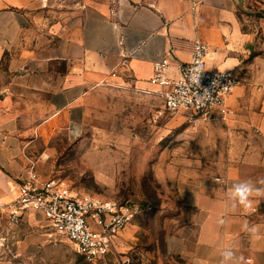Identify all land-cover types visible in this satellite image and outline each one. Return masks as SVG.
I'll use <instances>...</instances> for the list:
<instances>
[{"label": "crops", "instance_id": "0c3cea01", "mask_svg": "<svg viewBox=\"0 0 264 264\" xmlns=\"http://www.w3.org/2000/svg\"><path fill=\"white\" fill-rule=\"evenodd\" d=\"M255 18L256 30L244 27ZM257 37L264 38V0H0V206L16 199L31 158L46 155L39 145L61 134L81 137L96 91L125 93L132 114L153 115L162 99L150 80L163 55L175 75L200 41L209 68L236 71L249 65ZM254 124L264 146V101ZM230 163L219 172L194 163L177 175L157 174L192 214L167 236V254L185 264H220L221 251L231 248L232 264H264V195L250 197V208H233L229 199L234 183L264 187V157Z\"/></svg>", "mask_w": 264, "mask_h": 264}, {"label": "rangeland", "instance_id": "374dc122", "mask_svg": "<svg viewBox=\"0 0 264 264\" xmlns=\"http://www.w3.org/2000/svg\"><path fill=\"white\" fill-rule=\"evenodd\" d=\"M252 20L244 27L256 30L260 20ZM254 44L249 65L236 68L239 93L234 114L225 121L171 114L161 102L153 115L137 116L130 107L133 98L125 93L96 91L81 137L61 134L50 146L39 145L36 150L46 155L31 158L35 170L45 179L65 181L77 194L139 203L142 213L116 239L111 254L94 263L54 235L41 217L23 216L10 225L2 216L0 264H185L167 254L165 240L192 214L176 187L161 185L157 174L177 175L184 166L194 169V163L219 172L234 158L264 157L263 136L254 124L264 101V38ZM259 210L264 213V203Z\"/></svg>", "mask_w": 264, "mask_h": 264}, {"label": "built area", "instance_id": "2783aa9c", "mask_svg": "<svg viewBox=\"0 0 264 264\" xmlns=\"http://www.w3.org/2000/svg\"><path fill=\"white\" fill-rule=\"evenodd\" d=\"M208 53V46L196 41L191 60L177 63L175 75L171 74L168 55L154 63L150 83L158 87L165 112H189L209 121H225L234 114L229 99L239 87L240 77L235 70L209 68ZM198 68L203 70L200 86L191 79ZM142 211L136 202L74 193L61 179L41 177L31 161L19 178L14 202L0 206V217L7 215L8 224L16 225L23 216H39L54 235L68 240L79 255L94 263L111 254L116 239Z\"/></svg>", "mask_w": 264, "mask_h": 264}, {"label": "clouds", "instance_id": "9594fccd", "mask_svg": "<svg viewBox=\"0 0 264 264\" xmlns=\"http://www.w3.org/2000/svg\"><path fill=\"white\" fill-rule=\"evenodd\" d=\"M203 70L198 68L195 69L191 75V79L193 83L200 86V79ZM216 84V80L213 81V85ZM204 93L210 95L208 89H204ZM215 183H222V179L217 178ZM260 184L264 185V180L259 181ZM253 195L261 196L264 195V187H257L256 184L251 180H243L237 183H234L229 189V199L232 202V207L235 208L237 206H243L244 208H250L252 206V201L250 197ZM245 230L250 231L252 233L256 232V228H249L247 224L244 225ZM3 241L0 240V244ZM220 255L222 256L220 264H232L235 259V254L231 248H225L221 251ZM243 259V258H241ZM244 264H253L251 259H248L244 262Z\"/></svg>", "mask_w": 264, "mask_h": 264}, {"label": "water", "instance_id": "95a60500", "mask_svg": "<svg viewBox=\"0 0 264 264\" xmlns=\"http://www.w3.org/2000/svg\"><path fill=\"white\" fill-rule=\"evenodd\" d=\"M240 2H242V0H240Z\"/></svg>", "mask_w": 264, "mask_h": 264}]
</instances>
